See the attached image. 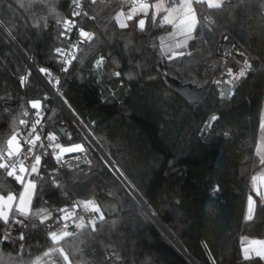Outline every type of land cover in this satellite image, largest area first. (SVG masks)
Returning <instances> with one entry per match:
<instances>
[{
	"label": "trees",
	"instance_id": "1",
	"mask_svg": "<svg viewBox=\"0 0 264 264\" xmlns=\"http://www.w3.org/2000/svg\"><path fill=\"white\" fill-rule=\"evenodd\" d=\"M71 5L0 0V125H7L0 151L18 131L28 101L49 96L28 61L40 73L58 71L54 50ZM118 7L117 0L86 6L81 23L93 39L78 47L58 95L125 182L77 128L59 132L58 125L72 120L54 103L50 127L65 145L85 144L91 163L66 171L65 182L54 185L51 163L44 161L21 253L16 239H2L8 224L0 221V264H66L59 253L44 255L55 247L73 264H110L107 252L112 264H264L260 257L246 260L241 244L244 236L264 237V200L256 197L254 216L245 219L252 178L262 166L256 144L264 106V0H225L218 10L196 5L198 38L172 60L162 52L165 30L161 22L154 26L153 10L140 30V16L119 26ZM142 34L148 42L138 55L133 50ZM231 54L252 67L225 99L217 77ZM100 57L104 65L96 69ZM111 67L118 77L109 74ZM167 78L194 85L202 98L189 102ZM213 115L218 119L201 136ZM20 191L0 169V194ZM68 192L83 201L110 198L119 212L106 213L95 232L81 229L54 244L49 233L62 226L54 210ZM41 209L52 213L43 223Z\"/></svg>",
	"mask_w": 264,
	"mask_h": 264
},
{
	"label": "snow or ice",
	"instance_id": "2",
	"mask_svg": "<svg viewBox=\"0 0 264 264\" xmlns=\"http://www.w3.org/2000/svg\"><path fill=\"white\" fill-rule=\"evenodd\" d=\"M92 4L96 3V0H91ZM225 0H168V4L165 5L164 0H158L155 4H149L143 2V0H132L131 10L126 14L125 19L128 21H132L135 16L142 13L145 17L148 16L149 9L153 10L152 22L156 23V17H160L165 25H171L174 30V34H179L184 37V40L178 42L176 44V48H187L188 42L197 39L198 37L194 35L197 30V25L199 23L197 17V9L194 7L195 5H206L208 9H222L224 6ZM73 4L75 5V9H79L81 7L80 0H73ZM74 9L73 16H80L82 13L76 11ZM161 12L165 13L163 16H160ZM84 16H87V13H83ZM125 15L124 12L117 13V20L119 16ZM146 24V19H139L135 26L140 30H143ZM74 21L68 20L64 23V31H61L60 37L64 38L66 32L70 31L74 27ZM119 26L121 28H127V23H120ZM78 34L81 38L80 42L87 39L91 41L93 39V33L85 31L83 28L78 30ZM73 47H77V45H73ZM61 49H56L57 54L61 53ZM190 54V53H187ZM186 55V52L179 51L174 52L172 56H169L168 59L172 60L177 57H183ZM243 55V53H242ZM75 59V56H73ZM104 58L101 57L96 61L97 67H99L103 63ZM71 60L65 61V63H71ZM252 67L245 61L239 72L233 77L235 81H239L244 78L249 69ZM63 70H67L66 68ZM41 73H46V69H40ZM114 75L119 76L120 73H114ZM231 75V74H230ZM24 78H22L23 83ZM58 83V81H57ZM31 107L33 109H39L41 104L39 101L30 102ZM37 116H39V112H37ZM210 121H216L218 119L217 116L213 115L210 118ZM21 124H26V121L20 120ZM40 124V120L37 119L32 129L31 133H35V126ZM261 127L264 128V123L261 124ZM19 133H13L10 139L7 140V151H0V169H3L8 177H13L15 181L21 186V191L18 193L9 192L7 195H0V221H3L4 224L9 223V215L10 213L19 214L22 217H27L32 212V200L36 193V178L40 177V165H41V155H34L33 149L36 147L37 142L40 141V135L35 134L31 136L30 139L25 141L28 145L27 152H21V145L18 140ZM49 141H54L56 139L55 136L49 135L47 137ZM51 146V145H50ZM43 147V144H41ZM55 148L59 149V153L55 155V159L58 163H62L63 154H69L74 152H86V148L83 144H75L69 147H62L59 144L55 145ZM31 158L32 163L30 165L25 164V160ZM79 157H77L78 159ZM260 163L264 165V157H261ZM35 174V176L33 175ZM32 177V178H28ZM255 179V177L253 178ZM264 199V197H262ZM253 200L252 197L249 196V216L248 219H252L253 212ZM76 205H73L75 207ZM91 206V211L95 213V216L89 221L91 225L92 231H97L96 222L97 220L102 221L104 219V212L102 210V205L99 203H94L93 201H85L84 207L85 209ZM43 209L39 210L38 214H44ZM62 215L60 216L61 220H71L74 216V213L71 212L68 208H62L58 210ZM51 213L44 215V219L41 220V223L44 220L48 219ZM75 227L78 229H83L85 227L83 223V218H80V222L75 223ZM74 233L64 231L62 233L50 232L49 236L54 244H59L60 240L65 237L72 236ZM8 237H4L7 239ZM21 240L24 239L21 234L19 237ZM252 244H259L260 248L255 251L256 256L264 259V241H252ZM248 249L244 250L245 259H251L248 255ZM52 252L59 253L62 257L63 261L66 264H71L69 261V257L65 254L64 249L61 247H55L46 252L44 255H51ZM37 264L39 262L37 261Z\"/></svg>",
	"mask_w": 264,
	"mask_h": 264
},
{
	"label": "built area",
	"instance_id": "3",
	"mask_svg": "<svg viewBox=\"0 0 264 264\" xmlns=\"http://www.w3.org/2000/svg\"><path fill=\"white\" fill-rule=\"evenodd\" d=\"M117 2L119 4L117 13H120V12L125 13V15L119 16L118 20L120 19L121 23H127L129 26V23L131 21L126 20L125 16L131 10L132 0H117ZM143 2L152 4L151 0H143ZM80 3H81V7L79 9H75V5L73 4V0H72V5H71L69 15L62 22V31H64L65 21L72 20L74 21L75 26L70 31L66 32L65 37L62 38V44L56 48V49H61L62 50L61 53L57 54L56 49L54 50V55L58 58L59 63H60L58 71L57 72L47 71L46 73L42 74L37 69L35 72L34 69L30 67L33 70V72L42 81L46 89L48 90L49 96L52 98V102L49 101V98H48L49 96H48L43 102H40L41 107L39 109H33L31 107V103H30L31 101H28V106L21 119V120L26 121V124L20 123L19 129L17 131V133H19L18 140L21 145L22 153L27 152V149H28V145L25 143V141L30 139L31 136L35 134L40 135L41 139L40 141L37 142L36 147L33 149V154L41 155L40 169L43 166V163L45 160L50 161L51 163L50 176H51V180L54 185H59L62 182H65L66 171L88 166L91 163V158L87 152V149H86V152H74V153H69V154H63L62 163H58L54 157L56 154L59 153V149L55 148V145L59 144L62 147H69L75 144H70V145L63 144L60 141L56 130L50 127L49 125V116H50V111L53 107V104L57 103L64 109L63 107L64 103L61 101L58 94L61 91L62 75L65 72V70L63 69L65 68L67 69L68 66L70 65V63H65V61L67 60L73 61L74 60L73 56H75L76 58L78 54V47L83 43L89 42L86 40H83V42H80L81 38L78 34V30L80 28H83L85 31L90 32L87 29H85L81 21L84 17L83 13L86 10V6L92 2L91 0H80ZM74 9L76 11L81 12L82 14L80 16H73ZM151 10L152 9H149L148 14L151 12ZM137 16H140V19L146 18L142 13L138 14ZM116 18H117V14H116ZM73 45H77V47H73ZM103 65H104V60H103V63L99 67H97L96 62L94 66L96 69H99V68H102ZM37 112H39V116H37ZM37 119L40 120V124L35 126V129H36L35 133H31L30 130L32 129L33 124ZM49 135L55 136L56 139L54 141H49L47 139ZM41 144H43V147H41ZM77 157L79 158L77 159ZM31 163H32L31 158H29L28 160H25L26 165H30ZM3 172L6 175L4 170ZM9 178H13V177H9ZM64 196H65L64 203L56 207L54 210V213L58 214V216L60 217L62 213H60L58 210L62 208H68L71 212L74 213V216L71 220H61L60 219L62 226L66 229V231L76 233L79 230H81L75 227V223L80 222L81 217L83 218V223L85 225L83 229L87 228V229L92 230L91 225L89 224V221L93 218V216H95V213L91 211V206L85 209L84 207L85 201L77 198L72 193L68 192ZM90 201H93L94 203H99L98 201H95V200H90ZM73 205H76V206L73 207ZM104 216H105V212H104ZM99 221L100 220H97V222ZM26 231H27L26 221L23 218L14 216L11 218V220H9L8 226L3 230L2 239L3 240L16 239L19 244V252L21 253L23 246H24ZM21 234L24 237L23 240L19 238ZM4 237H8V238L4 239ZM105 257L107 261H109V263L112 264L111 254L109 252L105 253Z\"/></svg>",
	"mask_w": 264,
	"mask_h": 264
},
{
	"label": "water",
	"instance_id": "4",
	"mask_svg": "<svg viewBox=\"0 0 264 264\" xmlns=\"http://www.w3.org/2000/svg\"><path fill=\"white\" fill-rule=\"evenodd\" d=\"M160 22H161L160 17H156V23H154V26L157 27ZM2 32H3V30H2ZM147 42H148L147 36L145 34H142L138 38V40H137V42L135 44L133 52L138 54V55H141L146 49ZM225 44H229L228 50L232 51L233 48H234V39L232 37H229L225 41ZM224 50H227V48L224 47ZM243 63H244V61L240 57H238L237 54H231V56H229L226 59L225 64H224L222 70L220 71V73H219V75L217 77L218 80H219V84L221 86V91H222L223 98L229 99L232 90L237 86V84L240 81L239 80V81H235L234 83L227 84V76L232 73L231 70H233V72L234 71L238 72L241 69V67L243 66ZM28 64L36 72V68L29 61H28ZM115 72H116L115 69L113 67H111L110 68V73H115ZM167 80L172 84L173 88L177 92H179L183 97H185L189 102L195 103V102H198L202 98V90L198 89L194 85L183 84V83H181V82H179L177 80L170 79V78H167ZM63 107H64V110L66 111V113L69 115V117L80 128V130L84 134V136H86L89 139V141L94 146L96 151L108 162V164L113 168V170L118 174V176L125 182V180L122 177V175L117 171V169L113 166V164L107 159V157L103 154V152L94 143L92 138L85 131V129L81 126V124L78 122V120L73 115V113L65 106V104H63ZM209 126H210V119H208L206 125L203 127V129L201 131V136H203L207 132V130L209 129ZM6 127H7V125L5 123L1 124L0 125V133H3L6 130ZM57 128H58V130H59V132L61 134L68 133V130L66 129L64 124L58 125ZM72 130H73V127H71V131ZM127 186L129 187L128 184H127ZM129 189L132 191V189L130 187H129ZM100 204L102 205V209L105 212V214L106 213H111L112 215H116L119 212L118 203L116 201L110 199V198H106V199L100 201ZM164 232L167 234L166 231H164ZM168 237L174 242V244L178 248H180L179 245L169 235H168ZM180 250L185 254L186 257H188L190 259V257L181 248H180Z\"/></svg>",
	"mask_w": 264,
	"mask_h": 264
},
{
	"label": "crops",
	"instance_id": "5",
	"mask_svg": "<svg viewBox=\"0 0 264 264\" xmlns=\"http://www.w3.org/2000/svg\"><path fill=\"white\" fill-rule=\"evenodd\" d=\"M171 29L172 28H165L164 27L163 30H165V31L160 35V38H159L160 43H161L162 52L168 56L173 55L174 52H179V50H181L182 48H176V44L178 42L184 40V37L182 35H179V34L173 35ZM169 32H171V33H169ZM189 43H190V41L188 42V44ZM117 73H119V72H117ZM109 74L112 76L118 77L117 75H114V73L109 72ZM227 84H231L230 81H228ZM262 123H264V106H263V114H262V119H261V124ZM62 124H64V123H62ZM261 124H260V128H259L257 144H256V154L258 155L260 160H261V157H264V128L261 127ZM68 132H71V129L68 130ZM75 144H78V143H75ZM79 144H81V143H79ZM254 177H255V179H253ZM253 178H252L253 194L250 195L252 197V200H253L252 218H253L254 212H255L256 197H260L261 199H262V197H264V165L261 166V168L253 176ZM262 200H264V199H262ZM248 216H249V198H248L247 206H246V210H245V219L251 220V219H248ZM252 241H264V237L263 238H253V237H248V236L242 237L241 244H242L243 257H245L244 250L246 248L249 250L248 255L251 258L258 257V256H256L255 251L260 248V245L259 244H252L251 243ZM262 260L264 261V259H262Z\"/></svg>",
	"mask_w": 264,
	"mask_h": 264
},
{
	"label": "rangeland",
	"instance_id": "6",
	"mask_svg": "<svg viewBox=\"0 0 264 264\" xmlns=\"http://www.w3.org/2000/svg\"><path fill=\"white\" fill-rule=\"evenodd\" d=\"M158 1H156V2H154L153 4H155V3H157ZM164 3H165V5H167L168 4V0H164ZM194 7L196 8V5L194 4ZM165 13H163V12H161V16H163ZM152 16H153V13H152ZM146 19V18H145ZM147 21V20H146ZM118 23L120 24L121 23V20L119 19L118 20ZM161 23H162V28H172L171 27V25H165L164 23H163V21H162V19H161ZM146 28V24H145V27H144V29ZM143 29V30H144ZM168 30V29H167ZM172 30V34L174 35V30H173V28L171 29ZM91 33V32H90ZM169 33H171V32H169ZM86 41H88L87 39H85ZM238 54H241L240 52L238 53ZM172 56V55H171ZM110 69V68H109ZM108 69V71L110 72V70ZM231 75H228L227 76V82L228 81H234V79H233V77L237 74V72H233V70H231ZM115 73H117V71L115 72ZM232 83V82H231ZM72 120V119H71ZM64 126L66 127V129L67 130H70L71 129V127H75V128H77L80 132H81V130H80V128L74 123V121L72 120V124H69V123H67V122H65L64 123ZM14 133V132H13ZM13 133L9 136V138L8 139H10V137L13 135ZM15 133H17V131L15 132ZM85 138L87 139V141L91 144V142L89 141V139L85 136ZM83 144V143H82ZM84 146H85V144H83ZM92 145V144H91ZM93 146V145H92ZM85 148L87 149V147L85 146ZM93 148H94V146H93ZM95 149V148H94ZM6 151H7V149H6ZM33 175H35V174H33ZM28 178H32V177H28ZM36 184H37V186H38V182H37V179H36ZM37 190H38V188H36V193H37ZM36 193H35V196H36ZM0 195H3V194H0ZM35 196H34V198H35ZM34 198H33V200H32V204H33V201H34ZM48 214V211H44V214H42V218L44 219V215H47ZM30 215V214H29ZM29 215L27 216V217H22V216H20L19 214H15L14 212L13 213H10V215H9V220H11V218L12 217H14V216H16V217H19V218H23V219H26V218H28L29 217ZM51 215H52V213H51ZM50 215V216H51ZM49 216V217H50ZM48 217V218H49ZM78 223V222H77ZM64 231H66V229L63 227V226H61L57 231H53V232H57L58 234L59 233H62V232H64ZM61 241V240H60ZM69 261H71L70 259H69ZM71 264H73L72 262H71Z\"/></svg>",
	"mask_w": 264,
	"mask_h": 264
}]
</instances>
